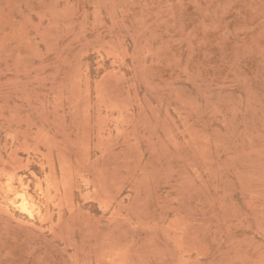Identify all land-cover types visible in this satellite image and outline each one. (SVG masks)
<instances>
[{"label":"rangeland","instance_id":"1","mask_svg":"<svg viewBox=\"0 0 264 264\" xmlns=\"http://www.w3.org/2000/svg\"><path fill=\"white\" fill-rule=\"evenodd\" d=\"M0 264H264V0H0Z\"/></svg>","mask_w":264,"mask_h":264},{"label":"bare ground","instance_id":"2","mask_svg":"<svg viewBox=\"0 0 264 264\" xmlns=\"http://www.w3.org/2000/svg\"><path fill=\"white\" fill-rule=\"evenodd\" d=\"M41 186V185H40ZM42 189V188H41ZM43 192V190H42ZM32 198V197H31ZM22 199L24 200L23 202H25V196H22ZM33 201V200H32ZM25 210V209H24ZM27 212V211H26Z\"/></svg>","mask_w":264,"mask_h":264}]
</instances>
